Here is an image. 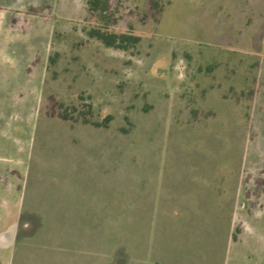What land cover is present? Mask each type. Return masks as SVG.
<instances>
[{
	"label": "rangeland",
	"instance_id": "1",
	"mask_svg": "<svg viewBox=\"0 0 264 264\" xmlns=\"http://www.w3.org/2000/svg\"><path fill=\"white\" fill-rule=\"evenodd\" d=\"M88 1L0 0V264H130L164 174L211 264H264V0H109L131 50Z\"/></svg>",
	"mask_w": 264,
	"mask_h": 264
},
{
	"label": "crops",
	"instance_id": "2",
	"mask_svg": "<svg viewBox=\"0 0 264 264\" xmlns=\"http://www.w3.org/2000/svg\"><path fill=\"white\" fill-rule=\"evenodd\" d=\"M169 178L168 174H164L160 178L163 183H158L155 202H150L149 229L145 237V246L141 248L140 253L136 251L137 247H133V252L130 258L128 257V261L131 262L128 263L211 264L217 261L220 258L222 247L220 243L217 245V241L214 245L205 243L201 249H195L189 244V236L194 237V234L197 233L195 222L199 220V225L202 223V218L192 216V206L188 201H184L186 199L184 193L177 191L175 182L165 183L166 180L169 181ZM152 205L154 208L151 207ZM231 214L230 221L221 231L222 238L225 239V235L227 236L226 243L228 244L233 236L231 235V223L234 220V210L231 211ZM199 229L203 232L206 231L204 228ZM173 231L177 234H174ZM200 242L203 244V241Z\"/></svg>",
	"mask_w": 264,
	"mask_h": 264
},
{
	"label": "trees",
	"instance_id": "3",
	"mask_svg": "<svg viewBox=\"0 0 264 264\" xmlns=\"http://www.w3.org/2000/svg\"><path fill=\"white\" fill-rule=\"evenodd\" d=\"M109 0H90L87 2V8L90 12L98 15L101 20V25L98 27H93L88 31V35L91 38H95L100 41L105 47L119 49V50H131L136 47L139 43L140 38L131 33H115L109 30L108 25L112 23L110 21V15L108 16V12L111 9L109 7ZM154 3L150 0L149 5L155 7ZM103 23V24H102ZM109 23V24H108ZM86 110H82L80 114H78L75 119L82 118L85 123H88L87 118L90 116L91 107L86 105ZM77 110L72 109V113H75ZM72 113H67L65 110L59 114V118L66 120L72 116ZM70 114V115H69ZM90 222V220H89ZM91 223V222H90Z\"/></svg>",
	"mask_w": 264,
	"mask_h": 264
}]
</instances>
